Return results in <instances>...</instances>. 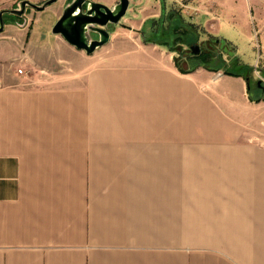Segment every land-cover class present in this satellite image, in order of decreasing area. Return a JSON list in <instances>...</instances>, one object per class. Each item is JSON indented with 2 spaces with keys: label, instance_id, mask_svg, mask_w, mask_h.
Wrapping results in <instances>:
<instances>
[{
  "label": "crops",
  "instance_id": "obj_1",
  "mask_svg": "<svg viewBox=\"0 0 264 264\" xmlns=\"http://www.w3.org/2000/svg\"><path fill=\"white\" fill-rule=\"evenodd\" d=\"M32 25L24 12L0 30V264H264L249 66L182 71L171 43L132 27L87 53Z\"/></svg>",
  "mask_w": 264,
  "mask_h": 264
},
{
  "label": "rangeland",
  "instance_id": "obj_2",
  "mask_svg": "<svg viewBox=\"0 0 264 264\" xmlns=\"http://www.w3.org/2000/svg\"><path fill=\"white\" fill-rule=\"evenodd\" d=\"M100 1L109 5L114 3V0ZM132 1L130 5H133ZM144 1L146 0H141ZM169 1L167 0L168 4H149L144 10H140L139 6H130L121 22L111 23L109 27L110 29L115 26L118 29L132 27L143 37H156L168 41L184 66L190 64L182 53L190 49L189 44L192 41H196L203 49L209 50L210 55L215 54L210 57L208 55L206 59L208 65L217 68L230 67L234 71H244L243 66L248 65L251 67L250 73H247L250 80L254 82L261 78L264 83V10H260L255 0H194L203 26L190 20L187 10H184L186 6H182L177 0H172L170 3ZM63 8L62 0H57L44 9L27 7L25 16L30 22L33 21L32 32L50 33L58 19V12L63 11ZM15 18L12 13L4 14L5 22ZM191 23L194 24L195 31L191 30ZM214 37L225 39L226 47L213 42L211 39ZM229 51L235 52L236 56ZM202 56L203 53L200 57ZM193 60L200 61L196 57ZM74 62L76 63L75 60ZM87 62L89 61L86 59ZM182 239H186L182 243L187 245L185 242L187 235L182 236Z\"/></svg>",
  "mask_w": 264,
  "mask_h": 264
},
{
  "label": "water",
  "instance_id": "obj_3",
  "mask_svg": "<svg viewBox=\"0 0 264 264\" xmlns=\"http://www.w3.org/2000/svg\"><path fill=\"white\" fill-rule=\"evenodd\" d=\"M57 0H43L35 2L32 0H19L15 7L0 10V30L4 28V13L10 12L16 16H23L26 8L31 6L36 9H43ZM130 6V0H116L109 5L100 0H67L62 13L52 26V32L61 34L69 43L87 53H93L103 44L110 41L111 23L121 22ZM26 20V19H25ZM25 23V22H24ZM222 47L226 44L225 39L214 37ZM226 45H224V48ZM192 52L199 51V44H190ZM232 53V51H229ZM264 92V83L258 78L254 82Z\"/></svg>",
  "mask_w": 264,
  "mask_h": 264
},
{
  "label": "flooded vegetation",
  "instance_id": "obj_4",
  "mask_svg": "<svg viewBox=\"0 0 264 264\" xmlns=\"http://www.w3.org/2000/svg\"><path fill=\"white\" fill-rule=\"evenodd\" d=\"M213 42H215L214 40H213V38L211 39ZM192 42H196V41H192ZM191 42V43H192ZM190 43V44H191ZM189 44V45H190ZM218 45H219V42H218ZM225 45V44H224ZM224 47V46H223ZM211 49H214V48H211ZM221 49H223V48H221ZM203 53V56L202 57H200V55ZM182 55L184 56V58L185 59H188V62H189V64L191 65L195 60H193V59H195V57L196 58H199L201 61H203V60H206L207 59V57H208V55H209V57L210 56H215V54H211L210 55V51L209 50H207V49H203V47L201 46V44H199V51L197 52V53H194V52H192V49L190 48L188 51H183V53H182ZM193 57V58H192Z\"/></svg>",
  "mask_w": 264,
  "mask_h": 264
},
{
  "label": "trees",
  "instance_id": "obj_5",
  "mask_svg": "<svg viewBox=\"0 0 264 264\" xmlns=\"http://www.w3.org/2000/svg\"><path fill=\"white\" fill-rule=\"evenodd\" d=\"M176 64H177V66L180 68V70H182V71H188V70H190V69H192V68H195L197 65H204V66H207V67H209V68H216L215 66H211V65H208L207 64V62H206V60H203V61H194L191 65H189V66H184V65H182V62L180 61V59H178L177 57H176ZM246 68H249V69H251V67H247L246 66Z\"/></svg>",
  "mask_w": 264,
  "mask_h": 264
},
{
  "label": "built area",
  "instance_id": "obj_6",
  "mask_svg": "<svg viewBox=\"0 0 264 264\" xmlns=\"http://www.w3.org/2000/svg\"><path fill=\"white\" fill-rule=\"evenodd\" d=\"M18 71L23 72V68L22 67L18 68ZM0 84H1V81H0Z\"/></svg>",
  "mask_w": 264,
  "mask_h": 264
}]
</instances>
